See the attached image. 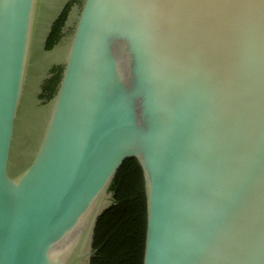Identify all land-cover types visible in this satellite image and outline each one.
<instances>
[{
  "label": "water",
  "instance_id": "water-1",
  "mask_svg": "<svg viewBox=\"0 0 264 264\" xmlns=\"http://www.w3.org/2000/svg\"><path fill=\"white\" fill-rule=\"evenodd\" d=\"M64 5L41 30L44 0H0V264H89L128 160L142 264H264V0H83L26 155L32 57Z\"/></svg>",
  "mask_w": 264,
  "mask_h": 264
},
{
  "label": "trees",
  "instance_id": "trees-1",
  "mask_svg": "<svg viewBox=\"0 0 264 264\" xmlns=\"http://www.w3.org/2000/svg\"><path fill=\"white\" fill-rule=\"evenodd\" d=\"M76 2V1H75ZM67 5L54 23L47 41L50 49L60 38ZM59 78L57 80L58 84ZM57 84L50 95L55 94ZM109 206L97 220L89 264H142L146 230L144 181L136 161L124 163L110 187Z\"/></svg>",
  "mask_w": 264,
  "mask_h": 264
},
{
  "label": "rangeland",
  "instance_id": "rangeland-1",
  "mask_svg": "<svg viewBox=\"0 0 264 264\" xmlns=\"http://www.w3.org/2000/svg\"><path fill=\"white\" fill-rule=\"evenodd\" d=\"M67 1L73 6L71 9L68 24L65 28L64 34L59 45H57L55 49L49 53L44 52L42 43H40V41L37 42L35 47L34 52L36 53V55L35 58H33L32 60V73H30L29 75L32 77V79L31 81H29L28 84L23 109L20 113V122L18 125L17 132V143L19 146V150H22V152L26 155H30L36 149L43 133V128L47 121L49 111L48 104L44 106L45 102L39 101V103L33 98V92L36 90V88H38L39 90V86L37 85L35 79L42 76V73L44 74V72L47 71H45L46 68L55 65H57L58 68L60 67V76L63 60L66 56L73 28L77 20L81 5L83 3V0H44V6L42 10V25L40 27L41 30H43L44 26H47L50 19L57 15L60 8ZM36 95L37 92L35 96ZM31 102L32 105L29 106ZM109 202H111L110 198ZM88 250L92 251L91 244ZM89 258L90 257L86 258V262H89Z\"/></svg>",
  "mask_w": 264,
  "mask_h": 264
},
{
  "label": "flooded vegetation",
  "instance_id": "flooded-vegetation-1",
  "mask_svg": "<svg viewBox=\"0 0 264 264\" xmlns=\"http://www.w3.org/2000/svg\"><path fill=\"white\" fill-rule=\"evenodd\" d=\"M67 5H69L68 1H67V3H65L63 8L65 9L67 7ZM72 6L73 5L69 6V10H68L67 16L65 18L64 23L62 24V27H61V30H60V38L53 45V47L50 48V49H48L47 46L45 45V48H43L45 53L52 52L55 49V47L57 45H59V43H60V41L62 39V36L64 34L65 28H66V26L68 24V20L70 18V13H71ZM35 55H36V53L34 52L32 58H35ZM59 69H60V67L58 68L57 65L48 67V68L45 69V71L46 70L47 71L44 72V74L42 73V76H40L37 79H35V81L37 82V85L39 86V90H38V88H36V90L33 92V98H34V100H36L38 102L39 101L45 102L44 106L49 104V102H51V99L53 98V97L51 98L50 95L52 94V91H53V89L55 87V84H57V80L59 78ZM30 73H32V68L30 70ZM31 79H32V77L29 76V81H31ZM36 92H37V95L35 96ZM25 103H26V101H25ZM27 105H28V103H27ZM31 105H32V102L29 104V106H31Z\"/></svg>",
  "mask_w": 264,
  "mask_h": 264
}]
</instances>
